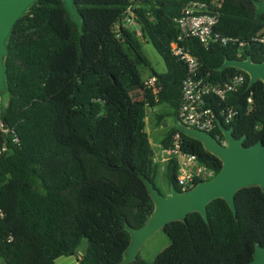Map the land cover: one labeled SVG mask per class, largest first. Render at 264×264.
Listing matches in <instances>:
<instances>
[{
	"label": "trees",
	"instance_id": "16d2710c",
	"mask_svg": "<svg viewBox=\"0 0 264 264\" xmlns=\"http://www.w3.org/2000/svg\"><path fill=\"white\" fill-rule=\"evenodd\" d=\"M138 0H73L70 14L62 0H34L13 22L4 39V120L19 142L0 145V264H56L74 255L83 238L79 264H121L130 235L153 209L144 179L156 184L159 164L145 129L147 109L162 105L155 123L169 115L176 124L160 140L162 148L180 136V149L197 155L216 173L221 161L200 141L178 130L181 82L186 66L172 54L179 31L175 18L188 0H141L139 27L163 59L166 71L145 85L139 66H150L135 29L116 24ZM81 19L80 31L74 17ZM214 32L244 44L202 45L190 37L185 46L200 73L223 83L237 72L244 84L224 100L210 96L214 129L228 106L235 115L225 125L244 144L264 143V84L248 88V75L220 68L225 58L250 55L264 60V11L254 0H223ZM251 102H248V97ZM177 184L178 164L163 169ZM199 180H196L197 183ZM161 192V191H160ZM235 212L222 198L207 204V221L198 212L187 222L174 220L162 230L170 239L152 262L139 256L127 264H248L256 243L264 246V189L249 186L235 194Z\"/></svg>",
	"mask_w": 264,
	"mask_h": 264
},
{
	"label": "water",
	"instance_id": "95a60500",
	"mask_svg": "<svg viewBox=\"0 0 264 264\" xmlns=\"http://www.w3.org/2000/svg\"><path fill=\"white\" fill-rule=\"evenodd\" d=\"M34 0H0V92L4 90L3 55L6 53L4 39L13 22ZM70 14H75L73 0H62ZM259 11H264V0H254ZM234 67L248 75L247 87L260 80L264 84V60L256 62L250 55L243 59L225 58L221 69ZM225 144L205 130L179 123L178 130L184 135L201 142L203 148L221 161L219 170L209 179L200 180L188 189L178 190L170 184L169 193L162 194L152 182L144 179L147 191L153 202V209L146 221L137 228L128 226L129 243L121 264H127L137 258L139 249L156 231L168 222L180 220L187 222V215L198 212L207 221V204L216 199L225 200L232 212H235V194L249 186L264 189V143L261 140L245 145V136L236 138L232 127L216 120ZM0 135V144L4 142ZM248 264H264V246L255 244L252 259Z\"/></svg>",
	"mask_w": 264,
	"mask_h": 264
},
{
	"label": "built area",
	"instance_id": "2783aa9c",
	"mask_svg": "<svg viewBox=\"0 0 264 264\" xmlns=\"http://www.w3.org/2000/svg\"><path fill=\"white\" fill-rule=\"evenodd\" d=\"M138 0L134 4H129L115 28L119 26L124 28H133L139 26L137 15L135 13L136 5L140 3ZM156 3L157 0H149ZM223 0H188L175 18L178 27V35L176 39L171 41L170 47L173 55L178 57L186 66V74L181 82V104L179 108V118L182 124L196 127L207 132L214 129L215 112L208 105L210 96H216L224 100L228 93L236 91L245 82V76L242 72L234 73L226 82L219 83L212 81L207 76L200 73L199 62L190 50L185 46V41L190 37H195L205 47L213 42H219L222 45L228 43L238 44L242 46L244 42L236 37L221 36L214 32V26L219 20V9ZM136 34L141 36V30L135 29ZM256 40L264 44V36L254 37ZM156 78L149 76L144 80L145 85H153ZM251 102V97L247 99ZM3 104L0 96V135L5 139L1 145V151L6 150V143L10 141L12 144L19 142L18 135L14 126L9 125L3 118ZM235 111L228 106L224 113L223 123L232 121ZM225 144L224 138L219 140ZM180 136L176 133L173 136L172 144L168 148H163L167 153V157L163 158L166 163L171 158H175L178 164L177 184L181 190L188 189L195 184L196 180L209 179L215 173L212 168L195 154L183 152L180 149ZM157 162V158L154 156ZM0 216L2 212L0 210Z\"/></svg>",
	"mask_w": 264,
	"mask_h": 264
},
{
	"label": "rangeland",
	"instance_id": "374dc122",
	"mask_svg": "<svg viewBox=\"0 0 264 264\" xmlns=\"http://www.w3.org/2000/svg\"><path fill=\"white\" fill-rule=\"evenodd\" d=\"M74 21L76 23L77 29L80 31L81 19L76 16L74 17ZM132 29H140V27L134 26ZM138 39L141 45V51L150 63V66H145V65L139 66V70L142 78L144 79L148 78L151 75L152 70H154L156 73H164L166 71L165 63L161 58V56L158 54V52L155 50L153 45L144 36L143 37L138 36ZM1 100L3 106H5L8 100L7 94L5 93L2 94ZM155 109L156 110H152L149 108L147 109V118H146L147 122L145 129L149 132L148 136L153 149L157 150L160 148L159 142L162 139L163 135L172 126L176 124V121L173 116L169 115L161 120L160 125H156L155 113L160 112L161 110H165V108H163L162 105H159ZM161 166L162 165L159 164L158 174L156 177V184L160 189L161 193L167 195L169 193V184L166 176L162 172ZM169 242L170 239L167 236V234L162 229H160L145 241V243L139 249L138 256L140 259H143L147 262H152L155 256L163 248H165L169 244ZM86 246H87V239L83 238L78 247V252L79 253L83 252ZM79 253H76L74 255L60 256L55 260V262L56 264H63V259H68V261H70L69 264H76V260Z\"/></svg>",
	"mask_w": 264,
	"mask_h": 264
},
{
	"label": "crops",
	"instance_id": "0c3cea01",
	"mask_svg": "<svg viewBox=\"0 0 264 264\" xmlns=\"http://www.w3.org/2000/svg\"><path fill=\"white\" fill-rule=\"evenodd\" d=\"M152 110H156V109L153 108ZM146 118H147V116H146ZM146 118H145V122H147ZM160 124H161V123H159L158 125H160ZM155 126H156V125H155ZM146 131H147V130H146ZM147 133L149 134L148 131H147ZM159 146H160L159 149L154 150V156L158 159L157 162H158L160 165H162V166H161V169H162V172H163V169H164V165H165V163H163V160H162V159L165 158V157H167V153L163 151V148L161 147L160 142H159ZM66 263L69 264L70 261H68V259H63V264H66ZM76 264H79V263H78V257H77V260H76Z\"/></svg>",
	"mask_w": 264,
	"mask_h": 264
}]
</instances>
